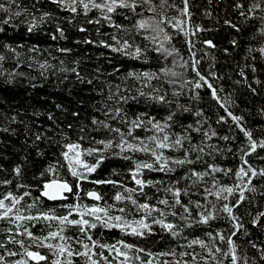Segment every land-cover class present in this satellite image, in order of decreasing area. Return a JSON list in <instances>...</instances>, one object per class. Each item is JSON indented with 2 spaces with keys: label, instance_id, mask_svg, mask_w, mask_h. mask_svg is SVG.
Returning a JSON list of instances; mask_svg holds the SVG:
<instances>
[{
  "label": "trees",
  "instance_id": "trees-1",
  "mask_svg": "<svg viewBox=\"0 0 264 264\" xmlns=\"http://www.w3.org/2000/svg\"><path fill=\"white\" fill-rule=\"evenodd\" d=\"M256 2L137 0L134 11L118 6L108 14L109 21L101 14L106 9L89 5L84 12L79 0L76 12L56 0H0L10 9H0V181H8L0 183V199L12 208L6 218L0 217V264H232L229 237L236 264H264V56L259 51L264 47V0L249 15V6ZM137 20L146 21V27L137 30ZM101 40L115 47L127 40L142 52L126 55ZM133 120L140 126L129 131ZM155 122L161 131L153 128ZM115 129L126 141L169 158L171 170L162 169L151 151L116 147L120 135ZM245 131L256 143L251 152ZM165 135L171 147L159 148L148 139L164 140ZM100 141L112 144L105 148ZM68 143L79 148L67 149ZM65 151L70 157L79 152L84 163L96 164L84 173L83 165L72 160L87 179L72 175ZM186 151L192 163L172 164ZM100 156L104 158L97 164ZM147 162L153 167L136 172V179L144 181L137 185L132 170ZM239 168L244 172L237 178ZM191 169L205 175L198 180ZM53 179L67 182L71 191L56 199L43 196L45 182ZM221 186H232L233 191L215 195ZM172 188H179V194L166 191ZM88 191L99 199L87 196ZM117 193L123 198L116 200ZM12 197L18 198L15 205ZM191 201H200V206ZM143 203L155 207L139 209ZM93 204L107 208L108 215L122 216L121 223L143 216L152 230L140 235L131 228L104 227L87 212L81 215L66 207ZM224 204L233 206L231 216L223 211ZM17 211L34 219L15 221ZM209 211L207 222H200L198 213ZM53 216L86 219L96 226L72 225ZM161 218L173 229L151 223ZM81 227L86 230L81 232ZM49 232L57 235L48 237ZM61 244L66 246L63 252ZM29 251L43 259H33Z\"/></svg>",
  "mask_w": 264,
  "mask_h": 264
},
{
  "label": "snow or ice",
  "instance_id": "snow-or-ice-1",
  "mask_svg": "<svg viewBox=\"0 0 264 264\" xmlns=\"http://www.w3.org/2000/svg\"><path fill=\"white\" fill-rule=\"evenodd\" d=\"M56 2L61 7L69 8L72 12H76V10H77L76 9L77 0H70V2L67 3V4L65 3V0H56ZM79 2L81 3L84 12H88L89 5H91L92 8H97V9H101V10L106 9V12L102 11L101 14L105 17L106 20H109V21L111 20V17L108 14L112 13L118 6L121 7V8H128V9H131V10L134 11L135 7H136V4H137V0H105L104 3H94L93 0H79ZM144 2L147 3L148 0H144ZM9 3H11V0H9ZM236 6L240 7L239 4H237ZM260 7H261V3L259 2V0H258V2L254 3V4H251L249 6V15H252V9H254V8L259 9ZM0 9H4L6 11L10 10L5 4H2V3H0ZM148 10L152 11V8L150 7ZM182 11H184V10H182ZM19 14H20L19 12L14 13V15H19ZM43 15L46 16L47 13H44ZM241 15H243V13H241ZM161 19H164V17L162 16ZM35 22L36 21L33 18V22L32 23L35 24ZM225 23H229V22L226 21ZM135 26H136L137 30L143 29V28L146 27V21L137 20ZM115 27L120 28L121 25H115ZM233 27H236V25H233ZM158 30L159 31H163L162 29H158ZM167 38H168L167 35H165L164 39H167ZM112 39L113 40H117V37L115 35H113ZM100 43L105 44L106 47H113L114 50H116V51H124L126 55L139 56L140 53L142 52V49H140L139 47H135L133 49L132 45L129 44V41H127V40H124L123 42L117 41V43L119 44V47H115L114 45L106 44V42L103 41V40H101ZM205 43L211 44V41H205ZM233 44H235V41H233ZM5 47L8 48L9 45L6 44ZM129 49H132V50L129 51ZM159 50L160 49H157V51H159ZM165 51H167V50H165ZM259 51H260L261 55L264 56V47H261L259 49ZM16 55L18 56L19 53H16ZM3 58L4 57L2 55H0V59H3ZM253 70H255V69H253ZM129 75H132V73H129ZM142 75L144 77H146V78H149V79L151 78V74L150 73L145 72ZM201 79H203V78H201ZM209 87H211V85H209ZM148 95H151V93H149ZM212 95H213V97L216 96V93H215L214 90L212 92ZM152 98L156 99V100H160V101H162L164 99V97H162V96H153ZM116 111H119V109H116ZM229 115H232V114L229 113ZM220 119H223V117H221ZM232 119L233 120H238L239 118L236 117V116H232ZM94 122H95V120H94ZM149 122H151V118H149ZM101 123H104V122H101ZM133 126H137L138 127L140 125L137 124L136 120H133L131 122V124L129 125V131H131V128ZM152 126H153V128L156 131H158V132L161 131L159 122L153 123ZM104 127H109V125L104 123ZM115 131L117 133H119V135H120V141L116 145V147L121 148V150H123L124 148H127V149H130V150H133V151H135V150L151 151L152 156L155 158V162L160 163V166H161L162 169L171 170L170 168H168V160H169V158L164 157L162 153L161 154H157V152L154 149H149L148 147H140L139 144H137V143L128 142V141H126L124 139V134L121 133L119 129H115ZM213 135H215V133H213ZM244 135L249 138V142L251 144V147L249 148V152H251L253 149H255L256 143L251 140V137H250V134H249L248 131H245ZM205 136L207 137V133H205ZM135 139L139 140L140 138H135ZM148 139L156 141V144H157V146L159 148H168V147L172 146V145L164 142V141L167 140V136L166 135L164 137V140H160L156 136L148 137ZM99 143L104 144V147L108 148L112 144V141H100ZM175 144L176 145L180 144L179 135H178V137H177V139L175 141ZM261 144L264 145V141H261ZM65 148L71 149V150H75V149L79 148V145L75 144V143H68V144L65 145ZM194 150H195V146H194ZM84 151L92 153V152H96V151H103V149H85ZM199 151L202 152L203 148H200ZM62 155L64 156V158L66 160L69 161V168L72 171V175L73 176H78L80 179H87V176L84 175L83 173L78 172V171L75 170V168L72 165V160H75L77 165H83L84 173H90L96 167V164H86V163H84V161H82L80 159V153L79 152H77L76 155L73 156V157H70L69 156V152H67V151L63 152ZM103 158H104L103 156L98 157L97 164ZM241 159L243 160V157H241ZM185 163H188V164L192 163L188 159L187 151L185 152V156H184L183 159H180V160H174L173 159L172 160V164H185ZM245 163H246V161H245ZM141 167H143V168H152L153 167V162L137 164L136 169L132 170L133 171V178L135 179V182H136L137 185H143V183H144V181H142L140 179H136V172ZM208 168L216 170V166L213 165V164H209ZM51 170L52 169L50 167L49 171H51ZM190 171H191L192 175L195 176L198 180L201 179L205 175L204 172H196L194 169H191ZM14 172H16L17 174L19 173V167L18 166L16 168H14ZM243 172H244L243 168L237 169V171H236L237 178H239ZM261 172L264 173V170H261ZM252 174L256 175L257 173H256L255 170H252ZM41 175H43V173ZM249 179H251V177H249ZM0 183H5L6 184V183H8V181H0ZM96 183H101V181H96ZM148 183H151V181H149ZM76 186H77V188H79V183H77ZM245 186L247 187L248 185H245ZM64 190L71 191V189L69 187V184L67 182H62V181L53 179V180H49V181L45 182V184L43 186V190H42V195L46 196V197H49V198H54L55 196L60 195ZM166 191H172L174 193V195H178L179 192H180V189L179 188H172V189H166ZM224 191H227V192L231 193L233 191V187L232 186H221L219 189H217V191L215 192V195L220 196L221 193L224 192ZM207 194H208L207 190H205V196ZM7 195L11 197L12 193H8ZM77 195H79V194H77ZM86 195L89 196V197H95L96 199H99V196L97 195V193L95 191H88L86 193ZM242 195H243V192L241 191V196ZM122 198L123 197H121L120 193L116 194V197H115L116 200H120ZM127 198L129 200L132 199L131 196H128ZM17 199H18L17 197H12L13 205H15L17 203ZM175 202L177 204L180 203L179 199H177ZM132 203L135 205L136 201L132 200ZM160 203L167 204V200H162V201H160ZM190 203L195 204L197 207L200 206V201H191ZM237 203H239V200H237ZM29 207H31V206H29ZM66 207L72 208L73 211H78L79 210L81 215H83L85 212H87L90 216L95 217L96 222L102 224L104 227H113V226H115L117 228H121L122 230H124L126 228H131V231L134 234L138 233L140 235H144V231L143 230H145V229H147L149 232L152 230L150 225H149V223L145 222V218L143 216H141L138 220H135V221H127V220H125L123 223H121V220L123 219L122 216H111V215H108L107 214V208L101 209V208L97 207L95 204H93L91 206V208H88L87 206H84L82 209H80L78 205H68ZM108 207H111V206H108ZM153 207H155V206H150L147 203H143V204H139L138 205L139 209H146V210H150ZM232 207L233 206H230L228 204H224L222 206L223 211L229 213L230 216L232 214ZM183 208H184L185 212L188 211V206L187 205H183ZM0 209H4L3 211H0V217L6 218L12 212V208L7 206L3 199H0ZM119 211L123 212L124 210L120 209ZM99 213H104V215H99ZM38 215L39 216H44L45 218H48V214L47 213H38ZM161 215L163 216V213ZM173 215H175V213H173ZM198 215H199L200 222H207L208 218L212 215V213H211V211H209L207 214L198 213ZM25 218L26 219H34L32 216L23 217V216H21L19 214V211L16 212L15 221H20V220L25 219ZM51 218L59 220L61 222L67 221L68 224H72V225H86L88 227H95L96 226V223H90L86 219L68 220L67 216H60V217L53 216ZM185 219H187V218H185ZM15 221H13V222H15ZM151 223L160 224L162 226V228L166 229V230H172L173 227H174V225L171 222H166L163 218L157 219V220H153ZM252 223L255 224L256 220L254 219L252 221ZM17 230H19V224H17ZM80 230H81V232H84L86 229L84 227H81ZM24 232H26L29 236L32 235V233L28 232L27 229H24ZM47 235H48V237H53V236L57 235V233L56 232H49ZM172 235H176V232L173 231ZM209 235H211V233H209ZM61 238L64 239L63 237H61ZM37 239H44V238L40 237V238H37ZM89 239H91V237H89ZM221 239H223V237H221ZM16 243H21V242L20 241H16ZM93 243H95V241H93ZM120 243H123V241H121ZM193 243H201V244H203V242L199 241V240H195V241H193ZM228 243H229V246H230V251L233 252L232 264H236L237 257L235 255V248L233 246V241H232L231 237L228 238ZM58 247L60 248V251L63 252L65 250L66 246L61 244ZM101 247H110V246L101 245ZM125 247H132V246L131 245H125ZM209 251H211V250L209 249ZM217 251H220V249L217 248ZM27 254H28V256H30V257H32L33 259H36V260H42L43 259V257L40 256V254L38 252L29 251ZM69 254L71 255V253H69ZM76 254L79 255L80 253H76ZM85 254H87V253H85ZM180 255L184 256L185 253L181 252ZM261 255H262V257H264V250H261ZM137 259H138V257H137ZM2 260H3V257L0 256V261H2ZM14 264H24V262L23 261H16V262H14ZM53 264H58V262L54 261ZM91 264H96V262L93 260L91 262Z\"/></svg>",
  "mask_w": 264,
  "mask_h": 264
},
{
  "label": "water",
  "instance_id": "water-1",
  "mask_svg": "<svg viewBox=\"0 0 264 264\" xmlns=\"http://www.w3.org/2000/svg\"><path fill=\"white\" fill-rule=\"evenodd\" d=\"M64 191H66V190H64ZM63 191V192H64ZM63 192L60 194V195H58V196H55L54 198H50V199H56V198H60L61 196H62V194H63ZM46 197V196H45ZM47 198H49V197H47ZM92 198H95V197H92ZM96 199V198H95Z\"/></svg>",
  "mask_w": 264,
  "mask_h": 264
}]
</instances>
